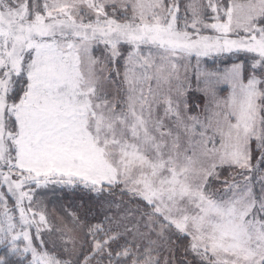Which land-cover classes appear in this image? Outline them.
<instances>
[{
    "label": "snow or ice",
    "instance_id": "6c2138e0",
    "mask_svg": "<svg viewBox=\"0 0 264 264\" xmlns=\"http://www.w3.org/2000/svg\"><path fill=\"white\" fill-rule=\"evenodd\" d=\"M0 264H264V0H0Z\"/></svg>",
    "mask_w": 264,
    "mask_h": 264
},
{
    "label": "trees",
    "instance_id": "16d2710c",
    "mask_svg": "<svg viewBox=\"0 0 264 264\" xmlns=\"http://www.w3.org/2000/svg\"><path fill=\"white\" fill-rule=\"evenodd\" d=\"M59 190H63L62 194L60 192L57 193V190H55V192H51L52 197L54 195V204L56 205V202H58V207L60 205L68 206L71 204L75 207L80 208L81 211H83L86 206H90L88 205L86 197L83 200L80 199V197L84 195L83 193L75 192L71 189Z\"/></svg>",
    "mask_w": 264,
    "mask_h": 264
},
{
    "label": "rangeland",
    "instance_id": "374dc122",
    "mask_svg": "<svg viewBox=\"0 0 264 264\" xmlns=\"http://www.w3.org/2000/svg\"><path fill=\"white\" fill-rule=\"evenodd\" d=\"M226 95V93H224ZM60 188H57V193L60 192L62 194L63 190H59ZM59 190V191H58ZM54 197V195H53ZM51 195V192L48 194V200L50 201V207H58V202H56V205L54 204V198Z\"/></svg>",
    "mask_w": 264,
    "mask_h": 264
}]
</instances>
